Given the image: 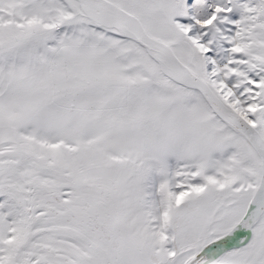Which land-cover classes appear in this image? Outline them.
I'll return each mask as SVG.
<instances>
[{
  "label": "snow or ice",
  "instance_id": "snow-or-ice-1",
  "mask_svg": "<svg viewBox=\"0 0 264 264\" xmlns=\"http://www.w3.org/2000/svg\"><path fill=\"white\" fill-rule=\"evenodd\" d=\"M0 264H264V0H0Z\"/></svg>",
  "mask_w": 264,
  "mask_h": 264
}]
</instances>
